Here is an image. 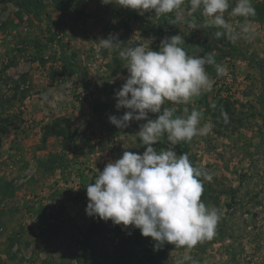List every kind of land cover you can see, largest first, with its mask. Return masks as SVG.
<instances>
[{"label":"rangeland","instance_id":"1","mask_svg":"<svg viewBox=\"0 0 264 264\" xmlns=\"http://www.w3.org/2000/svg\"><path fill=\"white\" fill-rule=\"evenodd\" d=\"M252 5L251 32L232 42L217 38L220 29L205 26L190 0L177 10L180 21L176 12L141 15L101 0H0V264H264V0ZM234 6L230 0L224 16L235 27L245 18L229 15ZM109 34L120 44L101 48ZM175 35L190 55L215 59L205 65L211 90L162 106L175 115L201 111L198 127L210 130L175 146L165 135L154 145L188 154L212 175L201 201L219 210L216 235L192 249L156 248L139 229L85 211L97 170L147 147L137 134L146 121L126 128L109 121L128 111L116 108L128 76L119 52L136 44L159 51ZM49 91L55 109L42 100Z\"/></svg>","mask_w":264,"mask_h":264},{"label":"clouds","instance_id":"2","mask_svg":"<svg viewBox=\"0 0 264 264\" xmlns=\"http://www.w3.org/2000/svg\"><path fill=\"white\" fill-rule=\"evenodd\" d=\"M185 0H101L102 4L117 5L144 12H155V17L176 12V21L182 19L181 9ZM191 10L200 9L205 26L220 29L217 38L226 36L236 42L251 32L247 18L255 16L252 0H235L230 16L244 17L245 23L235 26L225 19L230 0H190ZM239 28V31L237 30ZM118 34H109L98 40L104 49L119 45ZM181 35L165 37L160 50L154 51L143 44L127 46L119 52L126 61L128 76L115 92L116 108H124L121 117L110 115L109 121L117 128H126L129 122L146 121L137 133L143 154L124 151L122 156L106 164L98 171L94 183L86 186L89 217H98L114 225L132 226L144 237H151L159 248L164 243L176 248L192 249L199 242L211 240L220 219L219 210L206 207L201 201L203 181H211L212 175L193 166L188 154L177 155L174 148L157 151L154 145L166 135L171 145L181 141L190 142L197 135L210 130L209 125L198 127L203 113L196 109L187 115H175L174 107H163L165 102L173 105L188 104L194 97L211 90L212 81L205 65L215 64L210 53L203 56L190 55L182 46ZM218 75L225 68L216 65ZM43 102L52 108L57 103L51 92L41 94ZM62 99V97H57ZM184 108V113H188ZM149 113L158 114L155 119ZM227 121V114L222 113ZM203 177V180L201 179ZM183 264V261L178 262ZM193 264H197L193 261Z\"/></svg>","mask_w":264,"mask_h":264}]
</instances>
